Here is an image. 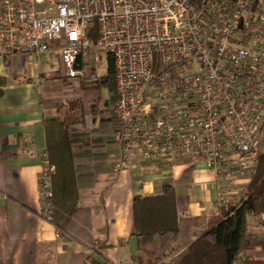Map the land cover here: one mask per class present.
Listing matches in <instances>:
<instances>
[{
  "label": "built area",
  "instance_id": "obj_1",
  "mask_svg": "<svg viewBox=\"0 0 264 264\" xmlns=\"http://www.w3.org/2000/svg\"><path fill=\"white\" fill-rule=\"evenodd\" d=\"M51 49L63 77L86 87L108 80L112 61L115 172L132 159L194 153L217 175L218 206L247 198L263 135L264 0H0V54ZM53 171L46 159L48 220ZM247 259L241 250L233 264Z\"/></svg>",
  "mask_w": 264,
  "mask_h": 264
},
{
  "label": "crops",
  "instance_id": "obj_2",
  "mask_svg": "<svg viewBox=\"0 0 264 264\" xmlns=\"http://www.w3.org/2000/svg\"><path fill=\"white\" fill-rule=\"evenodd\" d=\"M62 67L55 49L35 55L0 54V194L6 197L0 206V264H120L128 259L156 264L153 236L136 233L133 202L137 196H161L165 184L175 189L179 252L186 249L209 219L219 215L216 173L194 153L172 160L132 159L115 172L120 145L114 134L113 106H107L95 90L100 87L86 88L78 79L63 77ZM79 103L84 121L71 129L78 204L84 210L76 215L80 233L75 237L59 234L43 215L39 173L47 154L45 121L61 112L72 116ZM94 103L99 106L96 112ZM24 145H29V152H22ZM263 217H248L249 244L242 250L251 259L259 255L264 260Z\"/></svg>",
  "mask_w": 264,
  "mask_h": 264
},
{
  "label": "trees",
  "instance_id": "obj_3",
  "mask_svg": "<svg viewBox=\"0 0 264 264\" xmlns=\"http://www.w3.org/2000/svg\"><path fill=\"white\" fill-rule=\"evenodd\" d=\"M112 61L109 63V79L98 87L107 86V106H114L117 89ZM97 87V88H98ZM98 103L92 105L96 112ZM98 112V111H97ZM84 121V109L77 105L72 116L62 112L45 121L46 159L54 167L51 173L53 190L52 219L59 234L71 233L78 237L75 228L76 215L84 210L79 206V174L75 161V133L71 126ZM264 130V122H263ZM219 215L211 217L206 229L186 249L180 246V224L175 189L164 185L161 196L135 197L133 202L136 233L151 235L156 264L172 258V264H233L236 256L249 244L247 240L248 217L264 215V135L260 142L258 162L248 185V196L240 203L219 206ZM247 264H264V260L247 259Z\"/></svg>",
  "mask_w": 264,
  "mask_h": 264
},
{
  "label": "rangeland",
  "instance_id": "obj_4",
  "mask_svg": "<svg viewBox=\"0 0 264 264\" xmlns=\"http://www.w3.org/2000/svg\"><path fill=\"white\" fill-rule=\"evenodd\" d=\"M106 61L105 60H103V65H102V69H101V72L104 70L105 71V68H106ZM102 83V82H101ZM82 84V83H81ZM83 85V84H82ZM84 87H86V86H84ZM98 87V86H97ZM97 87H86V88H97ZM96 91H99L100 92V94L102 95V97H103V99L104 100H107L108 98H109V90H108V87L107 86H101L99 89H95ZM99 107V106H98ZM103 107V105H102V103L100 102V108H102ZM112 110H113V107H112ZM112 113H114V112H112ZM263 135H264V130H263ZM260 223H261V221H260ZM262 227V226H261ZM259 230V229H258ZM261 230H262V228H261ZM260 234V232L258 233V235ZM245 247H247V246H245ZM244 251V250H243ZM245 253H247V252H245ZM248 255V254H247ZM174 256H172V257H170V258H168V259H166L164 262H163V264L164 263H167V262H170V263H172V258H173ZM250 256L248 255V258H249ZM257 257H260L259 255H253V258H255V259H257V260H259L260 258H257ZM249 259H251V258H249Z\"/></svg>",
  "mask_w": 264,
  "mask_h": 264
},
{
  "label": "water",
  "instance_id": "obj_5",
  "mask_svg": "<svg viewBox=\"0 0 264 264\" xmlns=\"http://www.w3.org/2000/svg\"><path fill=\"white\" fill-rule=\"evenodd\" d=\"M81 56L78 55L76 66L80 67ZM107 102V101H106Z\"/></svg>",
  "mask_w": 264,
  "mask_h": 264
}]
</instances>
